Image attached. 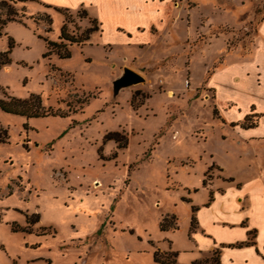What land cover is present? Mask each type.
<instances>
[{"label":"rangeland","instance_id":"rangeland-1","mask_svg":"<svg viewBox=\"0 0 264 264\" xmlns=\"http://www.w3.org/2000/svg\"><path fill=\"white\" fill-rule=\"evenodd\" d=\"M168 5L172 16L179 12L148 44L94 30L83 44L65 43L69 55L59 57L43 55V38L58 41L62 22L78 34L90 14L0 0V51L8 49L0 99L34 94L59 112L26 116L0 107V264H163L154 251L193 264L190 203L206 197V183L227 179L221 173L255 171L246 164L253 140L221 127L207 92L194 85L204 64L245 49L264 0ZM41 14L50 16L48 30ZM123 66L143 80L114 91ZM215 259L212 252L200 261Z\"/></svg>","mask_w":264,"mask_h":264},{"label":"crops","instance_id":"crops-1","mask_svg":"<svg viewBox=\"0 0 264 264\" xmlns=\"http://www.w3.org/2000/svg\"><path fill=\"white\" fill-rule=\"evenodd\" d=\"M31 1V0H28ZM40 6L64 9L82 8L94 17L99 28L115 33V40L125 45L148 44L154 34L167 29L175 15L168 5L185 0H32ZM190 8V7H189ZM187 8V10H189ZM102 26V28L100 27ZM245 45L225 50L220 63L208 69L194 88L207 92L213 114L233 133H240L237 144H252L255 171L248 169L244 177L223 174L227 179L206 183L207 195L192 212L189 238L197 256L209 257L215 251L217 264H264V14ZM169 33V32H166ZM120 74V73H119ZM222 172L217 159L209 157ZM195 187L192 188V190ZM191 201V195H188ZM191 213V210H190Z\"/></svg>","mask_w":264,"mask_h":264},{"label":"trees","instance_id":"trees-1","mask_svg":"<svg viewBox=\"0 0 264 264\" xmlns=\"http://www.w3.org/2000/svg\"><path fill=\"white\" fill-rule=\"evenodd\" d=\"M22 1V0H21ZM53 8L60 10L61 8L52 6ZM82 14L81 15H87L86 11L84 9H81ZM40 18H42L45 23L47 24L46 30L49 29L48 24L50 23V16L47 14H41ZM90 24L86 27H84L78 34H71L66 31L65 29V23L62 22L59 26V31L57 37L59 38L58 41L56 40H50L46 37L43 38L46 45V50L43 52V55H46L50 53L51 51H54L59 57H67L69 55L68 50L65 48V43H76V44H83L89 36V33L91 31L97 30L99 28L97 20L93 18H88ZM5 21L1 20L0 22V28L1 24H3ZM10 45V43H9ZM8 52V49L4 51H0V64H4L8 61V58L6 56ZM0 107L7 111L12 112L16 114H23L26 116H39V115H46V114H56L59 113L55 110H52L49 106L45 107L40 103V99L38 95L29 94L25 98H19L15 96H8L6 100L0 99ZM114 132H108L107 136H112ZM195 207L193 205H190V210L193 212ZM193 215L191 213L190 220H192ZM33 219V218H31ZM160 229H165L166 226L162 224V222H159ZM173 227L176 226L175 222H173ZM215 253V251H213ZM174 254L175 252L172 251L170 253L171 257L167 258L166 256L159 258L157 256V251L153 252V259L156 261H159L163 264H176L174 262ZM200 260H209V257H205L198 260H193V264H202ZM217 264V260L215 259V263Z\"/></svg>","mask_w":264,"mask_h":264},{"label":"water","instance_id":"water-1","mask_svg":"<svg viewBox=\"0 0 264 264\" xmlns=\"http://www.w3.org/2000/svg\"><path fill=\"white\" fill-rule=\"evenodd\" d=\"M141 80H143V76L141 74L130 67L123 66L122 72L112 80L113 89L116 91L121 86L129 85Z\"/></svg>","mask_w":264,"mask_h":264}]
</instances>
